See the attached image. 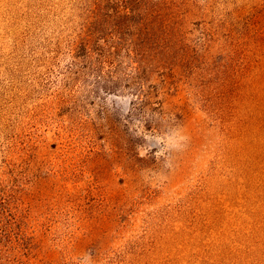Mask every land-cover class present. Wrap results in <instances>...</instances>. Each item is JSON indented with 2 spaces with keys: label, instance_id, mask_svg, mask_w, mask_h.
Returning <instances> with one entry per match:
<instances>
[{
  "label": "rangeland",
  "instance_id": "1",
  "mask_svg": "<svg viewBox=\"0 0 264 264\" xmlns=\"http://www.w3.org/2000/svg\"><path fill=\"white\" fill-rule=\"evenodd\" d=\"M93 1L0 0V264H264V0L103 17L95 74Z\"/></svg>",
  "mask_w": 264,
  "mask_h": 264
},
{
  "label": "trees",
  "instance_id": "2",
  "mask_svg": "<svg viewBox=\"0 0 264 264\" xmlns=\"http://www.w3.org/2000/svg\"><path fill=\"white\" fill-rule=\"evenodd\" d=\"M158 2L156 0H94L88 11V21L86 26H83L77 36L78 40L74 43V51L81 53L79 58L87 64L88 69L95 74L101 64L106 63L110 59L111 54H114L115 46L111 47L109 50L107 43L103 44L102 41L111 40L108 34L103 33L102 30L96 29L97 22L99 20L104 21L102 18H111L117 19L120 22H133L136 17H143L141 21L147 20L148 22L151 19V16H154L157 8ZM159 17H155L158 19ZM105 22V21H104ZM134 31H140L139 29L133 28ZM151 30H145L147 32H152ZM128 29V32H131L130 35L126 33L127 39H123L120 44L124 48V52L129 56V59L136 60L138 57H142L145 50V42H148V36L146 34H137ZM176 29L162 26L160 29L161 33L169 32L171 35L175 33ZM105 32V31H104ZM105 34V35H104ZM149 35H151L149 33ZM109 37V38H108ZM164 38V35H162ZM117 41V40H116ZM165 46L161 48L164 51L168 49L171 50V43H166L164 39ZM116 45H118L116 43ZM160 46V45H159ZM81 62V61H80ZM137 65V61L135 63ZM137 70V67L134 68V71ZM101 78V77H99ZM136 90L140 93L142 90L138 87ZM142 96V95H141Z\"/></svg>",
  "mask_w": 264,
  "mask_h": 264
}]
</instances>
